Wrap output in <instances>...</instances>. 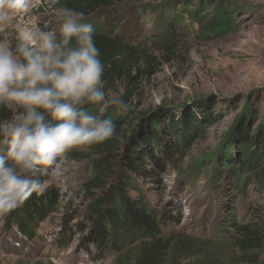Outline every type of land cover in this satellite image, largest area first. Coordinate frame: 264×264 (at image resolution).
<instances>
[{
	"label": "rangeland",
	"instance_id": "1",
	"mask_svg": "<svg viewBox=\"0 0 264 264\" xmlns=\"http://www.w3.org/2000/svg\"><path fill=\"white\" fill-rule=\"evenodd\" d=\"M143 1L164 9L142 22L141 34L157 33L160 42L142 38L136 47L145 56L132 73L135 93L128 108L137 121L127 130V143L144 135L142 125L153 126L160 135L172 122L194 119L200 129L182 158L163 160L161 168L151 169L154 179L141 182L152 205L171 219L163 229V236L172 239L165 260L264 264V192L249 186L244 196L233 193L234 181L242 186L251 175L224 162L226 157L240 159L242 131L256 136L264 128V0ZM25 22L53 24L52 0H32L29 12L15 21ZM172 26L174 34H167ZM127 83L103 87L122 98ZM8 115V109L0 108V119ZM160 136L172 139L171 133ZM119 141L125 145L124 137ZM72 153L59 176L42 177L49 180L46 190L55 192L57 199L53 210L36 220L32 235L10 223L9 214L0 215V264H97L108 257L115 264L116 256H103L90 242L86 219L85 186L99 153L86 148ZM227 209L234 223L256 228L263 248L247 252L235 241L214 237ZM180 241L187 242L190 253L175 251Z\"/></svg>",
	"mask_w": 264,
	"mask_h": 264
},
{
	"label": "trees",
	"instance_id": "2",
	"mask_svg": "<svg viewBox=\"0 0 264 264\" xmlns=\"http://www.w3.org/2000/svg\"><path fill=\"white\" fill-rule=\"evenodd\" d=\"M57 6L83 12L85 22L95 26V42L105 65L103 83L106 88L112 89L120 81L128 82L122 99L129 104L135 93L132 88L136 80L132 76L134 66L139 58L145 56L136 47L141 44L142 38H146V42H160L157 33L141 34L142 22L164 7L150 6L143 0H57ZM173 28L171 30L170 27L167 34H174ZM89 111L111 116L116 123L112 138L84 147L89 153H99V157L93 158L94 171L85 186L90 242L98 247L103 256H116L115 264H181L177 257L172 261L165 260L171 250L172 239L163 236V229L171 224V219L160 214L152 205L141 188V182L154 179L155 173L151 169L161 168L163 160L174 161L183 157L191 141L199 136L197 121L183 119L172 122L167 131L160 134L167 136L171 133L170 141H164L153 126L142 125L144 135L136 143H127V130H132L137 121L130 108L123 112L110 108L101 114L95 107H89ZM140 120L149 122L142 117ZM122 137L126 141L124 146L119 141ZM238 147L240 159L235 161L226 157L224 162L234 164L242 175L251 176L242 186L234 181L233 193L243 195L249 186L264 192V128L256 136H252L249 130L242 131ZM70 154L75 153L67 155ZM134 193L137 196L132 195ZM56 199L57 194L50 190L42 194L34 193L9 214L8 220L25 234L32 235L36 220L53 210ZM223 214L222 224L214 235L217 240L235 241L240 249L247 252L263 248L261 234L256 228L250 227L247 222L234 223L229 209ZM186 244L180 241L175 251L178 254L190 253Z\"/></svg>",
	"mask_w": 264,
	"mask_h": 264
},
{
	"label": "clouds",
	"instance_id": "3",
	"mask_svg": "<svg viewBox=\"0 0 264 264\" xmlns=\"http://www.w3.org/2000/svg\"><path fill=\"white\" fill-rule=\"evenodd\" d=\"M31 7L32 0H0V108L9 112L0 119V215L42 194V177L59 176L68 153L113 137L114 119L89 107H129L104 90L96 29L84 13L52 0L53 24H16Z\"/></svg>",
	"mask_w": 264,
	"mask_h": 264
}]
</instances>
